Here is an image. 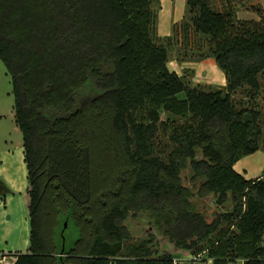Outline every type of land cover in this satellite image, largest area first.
<instances>
[{
    "label": "trees",
    "instance_id": "obj_1",
    "mask_svg": "<svg viewBox=\"0 0 264 264\" xmlns=\"http://www.w3.org/2000/svg\"><path fill=\"white\" fill-rule=\"evenodd\" d=\"M161 8V0H0V57L12 75L30 196V246L10 251L14 264H174L184 252L264 264V175L234 167L264 150V7L186 0L165 36ZM243 9L260 19L240 18ZM177 46L212 58L226 85L170 69ZM187 159L193 180L206 178L199 194L224 204L231 193L232 210L209 222L192 211L180 177ZM130 195L168 209L166 243L150 235L124 245L133 238L125 221L138 214ZM66 218L80 236L61 257L53 234Z\"/></svg>",
    "mask_w": 264,
    "mask_h": 264
},
{
    "label": "rangeland",
    "instance_id": "obj_2",
    "mask_svg": "<svg viewBox=\"0 0 264 264\" xmlns=\"http://www.w3.org/2000/svg\"><path fill=\"white\" fill-rule=\"evenodd\" d=\"M207 59H199L191 50H178L177 46L172 50L171 60L168 65L172 70H175V67L177 69L182 66L186 67V65L199 67L200 62H204ZM177 62L180 63V66H177ZM198 78L201 79V82L204 81L202 75ZM260 105L264 108V98L261 100ZM162 116L167 117L168 113L163 111ZM202 157V153L198 149L197 158L200 159ZM262 173H264V169ZM194 175L195 172L190 160L187 159L186 167L181 170L180 177L182 185L190 188L193 192V196L190 198L193 204V212L201 213L209 222L215 217L216 213L232 210L234 201L231 193L224 204H219L217 197L213 193L201 196L199 194L200 187L206 178L200 176L198 179L193 180ZM28 190L29 180L27 165L24 160L23 134L15 119L12 75L0 57V252H9L10 250H19L22 254L28 252L30 246V196ZM170 197L175 202L174 208L181 207V201L177 200L173 192H171ZM124 199L130 207L138 210L137 218H134L131 214L125 221L133 238L125 239L124 245H131L150 235H154L156 241H165L164 243H166L168 238L164 232L167 222L163 212L169 211L162 206V202L156 198L145 196L136 197L130 195ZM187 228H191L190 221L182 220L181 229L186 230ZM62 229L63 225L60 222L58 226L56 225L53 235L58 239V242L62 239L59 243L63 244ZM64 235L66 236L65 246L69 247L76 244L80 233L78 229L76 230L68 224ZM83 235H81L80 249H84L87 243L85 241L90 239V235ZM55 254L59 256L61 252L58 250ZM64 255L66 254L61 257ZM119 255H128V250L122 247ZM192 255V253L184 252L179 256L186 263L191 264L189 258ZM207 264H212V262L208 261ZM229 264H243V259L231 261Z\"/></svg>",
    "mask_w": 264,
    "mask_h": 264
},
{
    "label": "crops",
    "instance_id": "obj_3",
    "mask_svg": "<svg viewBox=\"0 0 264 264\" xmlns=\"http://www.w3.org/2000/svg\"><path fill=\"white\" fill-rule=\"evenodd\" d=\"M260 1L264 7V0ZM161 2L162 8L159 13L158 32L160 35L165 36L172 33L173 23L183 18L186 9V0H161ZM238 15L240 18L244 19H260L256 12L246 9L240 10ZM177 66H180L179 62H177ZM184 68H193L195 70L193 76L195 82L218 86H224L227 83L224 71L218 67L212 58L200 62L199 67L196 65H186V67L182 66L179 69L175 67V70L179 74H182ZM200 75L204 77V81L202 82L201 79L198 78ZM234 167L238 172L249 179L262 176L264 174L262 173L264 169V151L258 150L253 154L241 158L236 162ZM10 251L0 252V264H14L16 262L17 255L10 253Z\"/></svg>",
    "mask_w": 264,
    "mask_h": 264
},
{
    "label": "built area",
    "instance_id": "obj_4",
    "mask_svg": "<svg viewBox=\"0 0 264 264\" xmlns=\"http://www.w3.org/2000/svg\"><path fill=\"white\" fill-rule=\"evenodd\" d=\"M189 259L191 260V264H200V263L207 264V262L202 261V258L200 255H194L193 254L192 257H190ZM209 261H211V260H209ZM173 262H174V264H188L180 256H175L173 258Z\"/></svg>",
    "mask_w": 264,
    "mask_h": 264
},
{
    "label": "water",
    "instance_id": "obj_5",
    "mask_svg": "<svg viewBox=\"0 0 264 264\" xmlns=\"http://www.w3.org/2000/svg\"><path fill=\"white\" fill-rule=\"evenodd\" d=\"M68 224H69V219L66 218V219L64 220V222H63V229H62L63 244H62V249H61V251H60V252H61V256L64 254V252H65V248H66V246H65V239H66V236L64 235V231L66 230Z\"/></svg>",
    "mask_w": 264,
    "mask_h": 264
}]
</instances>
